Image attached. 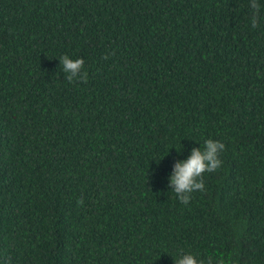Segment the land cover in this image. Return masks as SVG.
<instances>
[{
    "label": "trees",
    "instance_id": "16d2710c",
    "mask_svg": "<svg viewBox=\"0 0 264 264\" xmlns=\"http://www.w3.org/2000/svg\"><path fill=\"white\" fill-rule=\"evenodd\" d=\"M250 2L0 0V264H264ZM208 139L222 166L185 205L170 177Z\"/></svg>",
    "mask_w": 264,
    "mask_h": 264
},
{
    "label": "clouds",
    "instance_id": "9594fccd",
    "mask_svg": "<svg viewBox=\"0 0 264 264\" xmlns=\"http://www.w3.org/2000/svg\"><path fill=\"white\" fill-rule=\"evenodd\" d=\"M250 8L252 10L251 25L256 28L259 26L261 4L258 0H251ZM59 59L61 61V71L66 73L67 82L87 83V73L83 70L84 59L73 60L68 55H64ZM223 150H225V144L208 139L204 141L203 150L193 149L187 161L175 165L174 174L170 177L169 188L173 190L176 198L181 203L188 205L194 192L205 191L203 176L205 173H212L221 168L222 161L219 157ZM78 204L83 206V199H80ZM183 253L184 251L181 249L179 258L175 259V264H226L224 258L214 260L210 256L207 260H202L193 254Z\"/></svg>",
    "mask_w": 264,
    "mask_h": 264
}]
</instances>
